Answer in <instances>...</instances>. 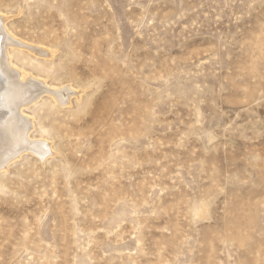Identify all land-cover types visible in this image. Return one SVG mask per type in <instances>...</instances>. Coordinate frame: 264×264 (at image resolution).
<instances>
[{
  "label": "rangeland",
  "instance_id": "1",
  "mask_svg": "<svg viewBox=\"0 0 264 264\" xmlns=\"http://www.w3.org/2000/svg\"><path fill=\"white\" fill-rule=\"evenodd\" d=\"M0 32V264H264V0H0Z\"/></svg>",
  "mask_w": 264,
  "mask_h": 264
},
{
  "label": "bare ground",
  "instance_id": "2",
  "mask_svg": "<svg viewBox=\"0 0 264 264\" xmlns=\"http://www.w3.org/2000/svg\"><path fill=\"white\" fill-rule=\"evenodd\" d=\"M1 33V32H0ZM3 33V32H2ZM5 36V35H4ZM0 37H2L1 35H0ZM1 41H3V40H1ZM7 41V40H6ZM4 43H5V41H3ZM16 42V41H15ZM2 48V47H1ZM4 54H5V52H4ZM6 56H8V55H6ZM1 58V57H0ZM7 59V58H6ZM6 64H8L7 62H6ZM10 64V63H9ZM2 65H4L3 63H2ZM2 65H0V66H2ZM9 66V65H8ZM2 69H3V71H7L8 69H5V66H2ZM3 71H1L0 70V72L3 74V73H5V72H3ZM10 71H12V70H10ZM11 73V72H10ZM6 75V74H5ZM20 75V74H19ZM23 75L25 76L26 74L25 73H23ZM11 76V75H10ZM14 76V75H13ZM6 77V76H5ZM9 77V76H8ZM20 77V76H19ZM33 78V77H32ZM10 79H12V78H10ZM10 79H9V81H10ZM15 79V78H14ZM30 79H31V77H30ZM23 80V79H22ZM32 80V79H31ZM35 80V79H34ZM7 81V80H6ZM9 81H7V82H9ZM27 81V80H26ZM15 83V82H14ZM13 82L10 84V86L8 87L7 86V88L8 89H6V92H4V98H6L7 99V101L9 100V102H10V99H12V98H14V96L15 95H18L17 96V98H21V94H23L24 93V91L26 90V86L28 85H23V84H21L20 85V83L18 84V83H15L14 84ZM7 84V83H6ZM9 85V84H8ZM18 85H20V86H18ZM43 89V88H42ZM49 89V88H48ZM56 90V89H55ZM4 91V90H3ZM52 92V91H51ZM26 93V92H25ZM27 93H28V91H27ZM26 93V94H27ZM55 93V92H54ZM57 93V92H56ZM25 94V95H26ZM28 96V95H27ZM1 97V96H0ZM26 97V96H25ZM29 97V96H28ZM23 100V99H22ZM26 101V100H25ZM13 102V101H12ZM22 102H24V101H22ZM1 104V103H0ZM5 104V103H4ZM6 105V104H5ZM15 105V104H14ZM12 106H13V104H12ZM1 108H3V107H1ZM5 108V107H4ZM13 108V107H12ZM18 108V107H17ZM15 109V108H14ZM17 110V109H16ZM5 111V110H4ZM3 111V112H4ZM13 113V112H12ZM18 113V112H17ZM18 115V114H17ZM2 116V115H1ZM23 116V115H22ZM1 118V117H0ZM7 118H9V117H7ZM16 118V117H15ZM28 118V117H27ZM17 119V118H16ZM6 122H5V126L4 127H2V129L5 131H8L9 132V135H8V140H9V146H12V144L15 142H22L23 141V136H24V133H25V130H26V126H27V122H25V120H23V121H21L20 122V124L19 125H17L15 122H14V120L13 119H11V118H9V119H7V120H5ZM18 121V120H17ZM29 121H30V119H29ZM3 123V122H2ZM29 123V122H28ZM1 133H2V131H1ZM5 133V132H4ZM1 135V134H0ZM5 135V134H4ZM25 137V136H24ZM2 138V137H1ZM2 142H5V140H3L2 139ZM3 145V144H2ZM5 146L6 147H8L6 144H5ZM17 146V145H16ZM9 148V147H8ZM38 148H39V146H38ZM7 151V150H6Z\"/></svg>",
  "mask_w": 264,
  "mask_h": 264
}]
</instances>
